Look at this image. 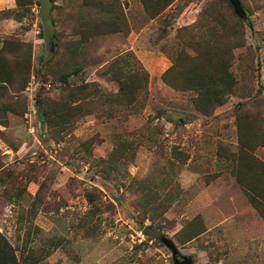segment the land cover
<instances>
[{"label": "rangeland", "instance_id": "1", "mask_svg": "<svg viewBox=\"0 0 264 264\" xmlns=\"http://www.w3.org/2000/svg\"><path fill=\"white\" fill-rule=\"evenodd\" d=\"M0 0V264H264V0ZM145 230V231H144Z\"/></svg>", "mask_w": 264, "mask_h": 264}, {"label": "water", "instance_id": "2", "mask_svg": "<svg viewBox=\"0 0 264 264\" xmlns=\"http://www.w3.org/2000/svg\"><path fill=\"white\" fill-rule=\"evenodd\" d=\"M227 1L233 8V12L235 13V15L239 18H243L244 10L241 6L240 1L239 0H227ZM157 238L170 251L173 264H192L193 260L189 256L181 255L171 240L166 239L161 235H159Z\"/></svg>", "mask_w": 264, "mask_h": 264}, {"label": "trees", "instance_id": "3", "mask_svg": "<svg viewBox=\"0 0 264 264\" xmlns=\"http://www.w3.org/2000/svg\"><path fill=\"white\" fill-rule=\"evenodd\" d=\"M37 7L39 12V20L41 24V33L42 36L47 39L53 35V24L51 18V12L53 10V3L51 0H38ZM145 231V230H144ZM3 264H11L3 263Z\"/></svg>", "mask_w": 264, "mask_h": 264}]
</instances>
